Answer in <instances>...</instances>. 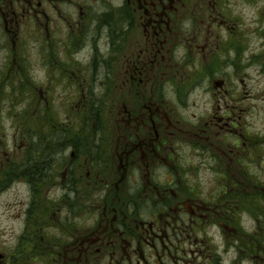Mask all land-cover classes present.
I'll list each match as a JSON object with an SVG mask.
<instances>
[{
	"label": "flooded vegetation",
	"instance_id": "flooded-vegetation-1",
	"mask_svg": "<svg viewBox=\"0 0 264 264\" xmlns=\"http://www.w3.org/2000/svg\"><path fill=\"white\" fill-rule=\"evenodd\" d=\"M240 1L231 12L229 0H0V102L37 95L41 78L32 73L31 51L49 70L46 85L99 83L107 87V107L118 86L127 101H138V108L123 103L118 112V165L101 191L106 202L92 197L95 179L80 171L90 176L103 167L111 124L98 154L94 133L85 129L60 135L61 157L0 137V195L23 188L26 245L22 252L0 243V264H134L138 242L130 246L129 232H151L153 212L182 221L179 233L171 229L184 239L187 264L192 257L198 264H264V128L256 127L253 103L264 101V0ZM55 47L56 62L45 60L43 49ZM216 54V110L204 127L193 125L194 115L185 137L209 174L201 181L194 167L183 182L176 171L162 181L179 123L165 113L170 92L176 84L178 99H190L197 64L207 62L209 79ZM73 62L91 76L75 72ZM149 84L151 91L140 92ZM48 91L40 90L47 102ZM141 194L147 199L139 203Z\"/></svg>",
	"mask_w": 264,
	"mask_h": 264
},
{
	"label": "rangeland",
	"instance_id": "rangeland-1",
	"mask_svg": "<svg viewBox=\"0 0 264 264\" xmlns=\"http://www.w3.org/2000/svg\"><path fill=\"white\" fill-rule=\"evenodd\" d=\"M231 6L230 11L236 12V4L238 2H242L240 0H229ZM59 4V2H57ZM220 11H223V8L220 6ZM240 12H250L249 9L247 11L241 10ZM228 14H230L228 12ZM231 15V14H230ZM28 30V28H25ZM56 47L53 51L45 52L43 49V55L45 60H51L53 63L56 62L55 59ZM225 56V52L223 54ZM32 62V69L34 60L38 58L36 53L29 54ZM219 55H215V58L212 62L211 69L209 71V79H206V64L204 60H200L195 68V72L193 75L197 77L198 82L190 87L189 95L191 98L186 100V102H182L178 99L176 94L179 92L178 86L175 84L174 89L170 92V101L167 109H165V113L168 112L174 118L179 119V123L177 126L176 134L173 138L171 144V150L169 151V158L167 159L168 167L166 169V176L163 178L162 181L169 182L172 178V174L177 172V179L183 182L185 173L187 171L194 173V167L199 171V177L201 181L207 172V168L205 163H202L199 157L194 155V149L192 146H189L185 141L186 137V129L191 120L193 119L194 115H196V119L193 122V125L197 127H204V122L209 120L212 113L216 110V103L212 99V94L215 91L212 87V84L217 79V74L219 73V62H218ZM42 67V70H37L36 76L40 79L39 86L35 89L36 97L31 101H28V107H31V112L34 111L37 103V98L43 91V86L46 85V74L47 71L45 67L37 61V65ZM80 67L75 72H78L82 76L90 77V71H87L86 67L78 65V63H74ZM231 70V68H230ZM224 74L227 71L223 70ZM98 73V71H97ZM15 77L22 76L21 73L14 72L13 74ZM97 81L100 82L101 80L97 78ZM56 86H60L59 83L55 84ZM153 85L149 84L145 87L141 88L140 92H149L153 89ZM64 87L60 86L57 89V93L54 95L53 100L50 102V107L52 109L57 110L56 116H53V123L55 125V129L61 128L62 121L68 122L67 127L71 128L75 125V116L79 112V108L81 105V101L79 102V98H72L73 94H63L61 90ZM67 88V87H66ZM65 89V88H64ZM98 90V89H97ZM96 90V91H97ZM112 97L109 104V109H107V118L105 117V123L111 124L113 133L110 135L111 147L105 151V156L103 155V167H95L91 170V175L88 176L86 173L81 170V175L83 178L87 180L95 179L96 182V193L92 197L95 200L100 199L103 201H107V198L104 196L103 189L106 188L107 175H111L116 171V159L113 155L117 144V127H121L118 112L123 109L122 104L126 103L129 108L137 107L138 101L129 102L126 100L125 97L121 96V92H119V88L116 86H112ZM115 91V93H114ZM62 93V94H60ZM98 93V91H97ZM43 94V92H42ZM85 95H83L84 99ZM122 99V103H119V100ZM255 104V121L256 127L259 129L264 128V101L256 100L253 102ZM80 104V105H78ZM24 105L26 103L23 102L21 99H17L16 96L9 99V101H4L0 105V132L6 133L8 137L15 136V139H18L16 127H20V131L24 132V136H26L27 140L33 141L36 140L39 143H42L48 149V157H61L60 154L56 151V142L54 141L57 133L56 130H51L47 133V135H43L39 128L44 127L43 120H40L34 116H27L23 112ZM27 107V109H29ZM145 114L148 113L147 108L142 110ZM71 115V119H67V116ZM98 118H95L90 122V125L93 124L94 121H97ZM109 121V123L107 122ZM24 127L28 129L27 131L24 130ZM31 128V129H30ZM38 153V151H36ZM108 157V159H107ZM189 162H192L190 164ZM192 165V167L190 166ZM50 196L51 193H50ZM164 195H161L159 201L164 202ZM147 197L144 194H141L139 197V203L146 200ZM23 192L22 189H18L13 193H6L0 195V243L5 244V247L13 248L17 247L23 250H26L25 242L23 241V233H24V224L22 222L25 209L23 202ZM155 201V200H154ZM153 209V208H152ZM151 209V211H152ZM149 222H150V229L151 232H148L146 228L143 229V233L141 234V238L139 236L140 230L133 227L128 236L129 243L138 244V254L137 256L131 252L134 261V264H187L186 263V254L185 248L187 247L184 244V239L177 237L175 233H179V227L182 226V221H178L177 225L175 224L173 219L168 220V218L161 219L160 214H156L153 212L149 214ZM15 217L19 219L17 223H15ZM167 223H170L171 226H167ZM143 227V226H142ZM171 228H175L174 232ZM14 240V243L11 242ZM129 246V248H131ZM137 257V258H136ZM191 259V258H190ZM195 262H190L191 264H198V259H195ZM17 264H23L22 260L17 261ZM123 264V259L122 263Z\"/></svg>",
	"mask_w": 264,
	"mask_h": 264
},
{
	"label": "trees",
	"instance_id": "trees-1",
	"mask_svg": "<svg viewBox=\"0 0 264 264\" xmlns=\"http://www.w3.org/2000/svg\"><path fill=\"white\" fill-rule=\"evenodd\" d=\"M101 99L104 101V103H105V101H106V99H107V96L106 95H103L102 97H101ZM97 103L98 102H96V101H93V106H94V108H99L98 106H97ZM96 118H98V122H101V117H100V113L98 112L97 113V115H96ZM86 120V118H84V119H82L81 121L82 122H84ZM106 123H103L102 124V127H101V131H104L105 129H106V125H105ZM65 137V136H64ZM61 139V137L60 138H58V140H60ZM96 140V145H97V148L98 149H100V150H102L103 149V147H104V145H105V143H106V137H105V134H100V136L97 138V139H95ZM96 154H98V152H95Z\"/></svg>",
	"mask_w": 264,
	"mask_h": 264
}]
</instances>
